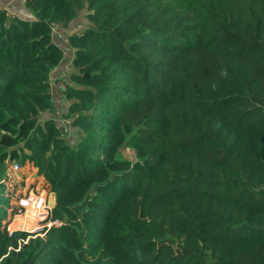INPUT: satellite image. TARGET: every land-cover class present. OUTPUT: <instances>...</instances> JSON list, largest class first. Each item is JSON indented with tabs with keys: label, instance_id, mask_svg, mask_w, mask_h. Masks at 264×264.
I'll return each mask as SVG.
<instances>
[{
	"label": "trees",
	"instance_id": "obj_1",
	"mask_svg": "<svg viewBox=\"0 0 264 264\" xmlns=\"http://www.w3.org/2000/svg\"><path fill=\"white\" fill-rule=\"evenodd\" d=\"M21 3L0 6V264H264V0ZM12 160L54 194L49 226L36 195L18 213Z\"/></svg>",
	"mask_w": 264,
	"mask_h": 264
},
{
	"label": "rangeland",
	"instance_id": "obj_2",
	"mask_svg": "<svg viewBox=\"0 0 264 264\" xmlns=\"http://www.w3.org/2000/svg\"><path fill=\"white\" fill-rule=\"evenodd\" d=\"M21 0H0V6H5L7 9V12L9 15H13V14H18L20 16H30L29 15V11L26 9V7L24 6L23 3H20ZM83 23L80 24H75L74 27H76V30H80L82 28ZM62 109V108H61ZM60 109V112L58 114H55V119H58L63 113L61 112L62 110ZM42 117V116H40ZM58 121V120H57ZM67 137L70 139L71 144H74L77 140H78V131H74L73 133H69L67 135ZM17 162L20 167L18 169H14L12 163L13 162ZM12 160L10 162L7 163V186L9 187L10 190H13V193H9L10 195L12 194L13 197H11V200L13 199L14 202V197L17 194H22L23 192H25L28 188H33V190L29 191V195L31 196H37V201H36V209H39L41 204L45 203L41 209L39 210V212L43 211L44 215L42 216V218H40L39 220H37L38 226L36 228V231H38L39 229H41V227L45 224H47L48 226L50 225L49 221H42L46 216H47V211H49L50 207L52 206L51 204H49L50 200H53V196L54 194L49 192L48 188L43 187L40 183V181H37L35 178V173H36V169L35 167L32 165L31 162H24L21 163L19 160ZM15 180L17 182L16 187L13 188L12 184H13V180ZM5 193H7V191H4ZM43 192V193H42ZM43 197V198H42ZM13 204V203H12ZM48 204V205H47ZM49 206V207H47ZM47 208V211L44 209ZM26 209L27 207L25 206L24 209L21 212V214L26 213ZM46 214V215H45ZM57 224V222H56ZM8 225L7 224V229H8ZM9 230V229H8ZM21 230V229H20ZM34 231V232H36Z\"/></svg>",
	"mask_w": 264,
	"mask_h": 264
},
{
	"label": "built area",
	"instance_id": "obj_3",
	"mask_svg": "<svg viewBox=\"0 0 264 264\" xmlns=\"http://www.w3.org/2000/svg\"><path fill=\"white\" fill-rule=\"evenodd\" d=\"M50 29H51V33L53 34V36L58 37L62 42H68V33L66 32V30L64 29V27L60 23H58L56 21H51L50 22ZM55 87L59 90V92L61 94V98L63 100L62 107H61L62 108L61 112L63 114L57 120L60 122L61 126L64 128V130L66 132H69V133L73 132L74 131V125H73L74 119H73V116L68 115L69 100L66 98V95L64 92L66 89V83L64 82V79L63 80L62 79L55 80ZM124 151H125V153L129 159H131V160L136 159V150L133 147L127 146V147H125ZM12 165H13L14 169H18L20 167V165L15 161L12 163ZM30 190H33V188H28L22 194L20 193L16 199L18 205L21 206L22 210L26 206V201L32 197L31 195H29ZM53 198H54V196H53ZM47 207H49V206H47ZM44 209L47 211V208H44ZM22 210H20L19 212H21ZM41 213L44 214L43 211H41ZM46 214H48V211ZM9 231H11V230H9Z\"/></svg>",
	"mask_w": 264,
	"mask_h": 264
},
{
	"label": "crops",
	"instance_id": "obj_4",
	"mask_svg": "<svg viewBox=\"0 0 264 264\" xmlns=\"http://www.w3.org/2000/svg\"><path fill=\"white\" fill-rule=\"evenodd\" d=\"M21 3V2H20ZM81 16H77V18H75L74 20L71 21V25H74L78 22L81 23L82 21L80 20ZM87 20H83V24L86 23ZM64 53H65V58L63 59V61L61 63H59L57 66L54 67V69H52L51 71V77L53 78V76L55 75V78H59L60 75L62 76H66L67 77V73H68V66L70 65V59L67 60V57H71L72 54H73V49L67 45V46H64ZM51 91H52V109L50 112H48L50 115H53L55 116V114H58L60 112V109L62 107V103H63V100L61 98V94L59 92V90L54 86V85H51ZM47 114V113H46Z\"/></svg>",
	"mask_w": 264,
	"mask_h": 264
},
{
	"label": "water",
	"instance_id": "obj_5",
	"mask_svg": "<svg viewBox=\"0 0 264 264\" xmlns=\"http://www.w3.org/2000/svg\"><path fill=\"white\" fill-rule=\"evenodd\" d=\"M49 204H51L52 206L55 204L54 198H53V200L49 201Z\"/></svg>",
	"mask_w": 264,
	"mask_h": 264
}]
</instances>
